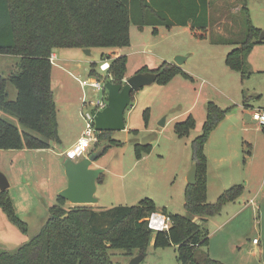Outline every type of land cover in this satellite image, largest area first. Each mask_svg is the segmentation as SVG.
<instances>
[{"label": "rangeland", "instance_id": "obj_1", "mask_svg": "<svg viewBox=\"0 0 264 264\" xmlns=\"http://www.w3.org/2000/svg\"><path fill=\"white\" fill-rule=\"evenodd\" d=\"M240 2L210 0L209 27L204 38L195 37L186 26L161 27L153 33L149 25L139 29L130 23V44L122 47L121 52L127 57L128 75L143 65L155 69L164 61L173 63L176 56H182L185 60L181 67L192 80L179 73L169 83L154 81L141 87L133 93L124 112L125 129L107 135L93 130L88 151L103 152L91 167L101 168L102 177L96 183L98 203L89 206L107 209L119 204L133 205L149 197L154 200L158 214L162 207L170 213L186 214L184 190L193 164L191 141L201 128L196 126L188 136L178 137L173 126L189 114L198 125L201 117H205V104L212 101L229 111L205 144L207 201H216L233 184H241L243 192L235 202L224 203L218 214L208 218L209 243L202 250L224 264H264V126L258 125L251 115L254 109L264 107V41L251 47L245 63V70L249 68L251 72L245 76L226 65L225 55L233 45L221 41L246 37V15ZM246 7L253 25L264 30V0H246ZM107 49L94 47L87 54L81 48H73L70 50L75 59L70 60L61 59L62 49H57L53 83L56 138L48 139L49 146L45 149L0 150V171L10 184L7 195L16 216L28 224V231L21 232L0 207V247L13 249L28 240L40 227L47 208L57 203L61 190L57 189L65 178V153L86 129L87 114L94 108V102L103 97V89L97 90L90 82L105 78L106 72L100 71L99 64L101 51ZM4 56L0 55V60L3 58L0 73L7 76L12 57ZM92 62H97L101 78L89 76ZM5 66L8 68L4 69ZM8 85L10 93H16L15 87ZM106 94L105 91V99ZM10 98L14 99L12 95ZM145 109H148L146 126ZM0 116L37 135L16 116L1 109ZM162 119L163 126L159 124ZM133 129L139 133L134 134ZM150 134L153 135L150 151L136 161L134 143ZM112 139L121 143L108 144ZM64 205L73 204L66 201ZM254 238L259 240L258 245L253 244ZM145 248L139 264H180L176 247H154L152 235ZM109 252L114 264L130 261V253L123 249Z\"/></svg>", "mask_w": 264, "mask_h": 264}, {"label": "trees", "instance_id": "obj_2", "mask_svg": "<svg viewBox=\"0 0 264 264\" xmlns=\"http://www.w3.org/2000/svg\"><path fill=\"white\" fill-rule=\"evenodd\" d=\"M240 1V9L246 15V37L221 41L233 45L225 55L226 65L245 76L250 73L245 70V63L251 47L264 40L258 39L261 30L251 22L246 0ZM209 4L210 0H0V54L18 57L16 71L7 77L0 74V109L37 133L19 129L0 116V150L45 149L49 146L48 139L56 138L49 58L54 47L108 48L100 58L109 62L104 79L121 82L127 57L115 49L130 44V23L139 29L149 25L153 33L158 32L159 26H189L195 37L204 38L209 27ZM145 71L156 72L159 84L168 83L179 73L192 80L191 75L172 62L164 61L155 69L144 66L137 72ZM88 74L102 77L97 62L91 63ZM8 82L16 89L14 99L9 98ZM205 110L201 132L191 141L197 173L195 184L187 183L184 190L186 214L170 213L162 207L160 213L170 219L167 229L153 230L148 226L149 216L157 211L149 197L133 205L119 204L97 210L89 204L65 207L66 200L57 196V203L47 208L35 234L13 249L0 247V264H114L109 249L120 248L130 256L137 250L145 255L151 235L154 247L175 246L180 264H224L202 250L209 242L206 223L211 215L220 212L224 203L236 200L243 186L233 184L216 201H207L205 144L229 108L222 109L209 101ZM143 118L146 126L148 109ZM195 127L192 114L173 126L178 137L188 136ZM133 132L139 133L136 129ZM98 133L107 135L110 131ZM120 143L112 139L108 144ZM149 151L150 143H134L136 158ZM101 177L102 174L97 181ZM0 207L21 232L28 231V224L16 216L7 189L0 191Z\"/></svg>", "mask_w": 264, "mask_h": 264}, {"label": "water", "instance_id": "obj_3", "mask_svg": "<svg viewBox=\"0 0 264 264\" xmlns=\"http://www.w3.org/2000/svg\"><path fill=\"white\" fill-rule=\"evenodd\" d=\"M259 40H264V30L260 31ZM89 54L90 49H83ZM185 58L176 56L174 63L181 65ZM157 73L153 71L136 72L131 76L124 77L121 82H113L107 79L104 82L103 91H106V105L100 110H92L91 114L94 121V130L119 131L125 129L124 112L132 100L134 92L141 87L156 81ZM124 81V82H123ZM164 125V119L159 123ZM153 135H146L141 138L140 144H146L151 141ZM101 151L87 155L81 159L74 160L70 157L64 159L63 166L67 178V184L58 194L66 201L72 204H93L98 201L95 196L96 183L102 173L101 168H92L94 160L99 157ZM197 166L192 167L187 176L188 184L196 182ZM9 187L6 176L0 171V191ZM144 254L138 253L130 258L128 264H139Z\"/></svg>", "mask_w": 264, "mask_h": 264}, {"label": "built area", "instance_id": "obj_4", "mask_svg": "<svg viewBox=\"0 0 264 264\" xmlns=\"http://www.w3.org/2000/svg\"><path fill=\"white\" fill-rule=\"evenodd\" d=\"M50 61L54 60L55 56L53 53L50 54ZM109 68V62L107 60H101L99 64V69L102 72H106ZM102 74V73H101ZM92 79L90 84L97 90L103 89L104 82L106 79ZM106 99L103 97L99 98L94 102V108L92 110H100L106 105ZM91 110V112H92ZM89 112L87 114L88 122L86 124V129L80 134L77 140L71 145L70 149L65 153L66 157H70L74 160L81 159L88 155V148L92 139V133L94 130L93 116ZM252 118L257 122L258 125L264 126V108H257L251 112ZM170 224V219L168 216L163 214H158L156 212L152 213L148 218V226L153 230H163L167 229ZM258 239L254 238L253 242H257Z\"/></svg>", "mask_w": 264, "mask_h": 264}, {"label": "crops", "instance_id": "obj_5", "mask_svg": "<svg viewBox=\"0 0 264 264\" xmlns=\"http://www.w3.org/2000/svg\"><path fill=\"white\" fill-rule=\"evenodd\" d=\"M162 26H159L158 27V30H160V28H161ZM186 27H189V26H186ZM130 35H131V29H130ZM232 46V45H231ZM73 48H78V47H73ZM73 48H67V47H54L53 49H52V51H51V53H53L54 54V56H55V58H54V60H52L51 61V72H50V84H51V89H52V93H53V97L55 98V91H54V87H53V83H54V74H55V76H56V72H54V66L56 65V64H58L56 61H57V59H58V55H57V52H56V50L57 49H62L61 51H62V56L60 57L61 59H65V60H70V59H73L75 56H74V54L71 52V50L70 49H73ZM233 48V47H232ZM231 48V49H232ZM81 49H83V48H81ZM94 49V47H92V48H90V52L92 51ZM118 53H121L122 52V48H117V49H115ZM101 53H103V51H101ZM0 55H8V54H0ZM4 56V57H5ZM7 57H12L11 59V62H9V63H11L10 64V70H9V72L7 73V76L11 73V72H13V71H16L17 70V62H18V57L17 56H14V55H8ZM248 57H249V54H248ZM248 57H247V62H248ZM3 59V58H2ZM1 59V60H2ZM75 59V58H74ZM0 60V61H1ZM5 62L7 61L6 59L4 60ZM174 63V62H173ZM9 66V65H8ZM8 66H5V68L4 69H7L8 68ZM145 65H143L142 67H144ZM178 66V65H177ZM141 67V68H142ZM145 67H147V66H145ZM179 67L182 69V70H184L182 67H181V65H179ZM148 68V67H147ZM139 70V69H138ZM248 70L251 72V70L248 68ZM88 71H89V69H88ZM0 74H2V73H0ZM2 75H4V74H2ZM5 76V75H4ZM7 76H5V77H7ZM128 76H130V75H128V73H127V71L125 72V77H128ZM173 79V78H172ZM171 79V80H172ZM170 80V81H171ZM8 83H10V82H8ZM8 83H7V90H8V88H9V90H8V93H9V98H10V96L12 95V97H16V93L14 92V93H10V86L8 85ZM169 83V82H168ZM11 99V98H10ZM250 108H251V105H248ZM260 108H264V107H260ZM206 115V114H205ZM204 119H205V117L204 118H202L201 117V121H198V125H197V122H196V126L197 127H199V128H201V125H202V123H203V121H204ZM203 120V121H202ZM148 124V123H147ZM145 126V125H144ZM136 130H138V129H136ZM139 131V130H138ZM76 141V140H75ZM74 141V142H75ZM73 142V143H74ZM72 143V144H73ZM150 143V142H149ZM23 149H25V148H22V149H20V150H23ZM205 154H206V152H205ZM207 157V156H206ZM136 158V157H135ZM141 158V157H140ZM140 158H136V161H139V159ZM64 176H65V178L64 179H62L61 180V182H60V185H59V187H58V189L57 190H59V189H62V188H64L65 186H66V184H67V178H66V175L64 174ZM9 186H10V184H9ZM240 197V196H239ZM238 197V198H239ZM237 198V199H238ZM236 199V200H237ZM236 200H234V201H232V202H235ZM96 203H98V201L96 202ZM99 207V206H98ZM100 208H98V210H99ZM195 220H197L198 221V219H196L195 218ZM209 243V242H208ZM253 244H255V245H258L259 244V240L257 241V242H253ZM139 252L136 250L135 251V253L132 255V256H134V255H136V254H138ZM132 256H130V257H132ZM213 258V257H212Z\"/></svg>", "mask_w": 264, "mask_h": 264}, {"label": "flooded vegetation", "instance_id": "obj_6", "mask_svg": "<svg viewBox=\"0 0 264 264\" xmlns=\"http://www.w3.org/2000/svg\"><path fill=\"white\" fill-rule=\"evenodd\" d=\"M90 154H92V152L91 151H88V155H90Z\"/></svg>", "mask_w": 264, "mask_h": 264}]
</instances>
